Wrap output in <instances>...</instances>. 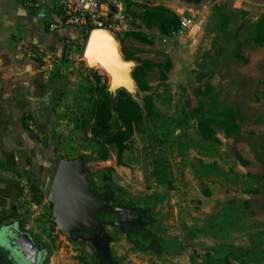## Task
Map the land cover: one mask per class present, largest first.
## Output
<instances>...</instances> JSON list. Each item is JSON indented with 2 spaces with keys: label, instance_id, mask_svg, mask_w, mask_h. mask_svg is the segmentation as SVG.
Returning a JSON list of instances; mask_svg holds the SVG:
<instances>
[{
  "label": "rangeland",
  "instance_id": "374dc122",
  "mask_svg": "<svg viewBox=\"0 0 264 264\" xmlns=\"http://www.w3.org/2000/svg\"><path fill=\"white\" fill-rule=\"evenodd\" d=\"M201 1H209L212 11L196 37L169 39L144 20L148 9L176 14ZM127 13V33L147 40L112 37L131 56L123 59L133 83L115 87L109 73L90 66L78 48L76 56L44 63L42 74L49 73L50 81H70L63 84L48 132H40L30 116L27 129L52 140L54 165L80 161L91 194L107 207L122 208L100 215L105 222L102 217L116 214L100 227L119 264H264V215L247 206L250 198H264V47L250 43L264 21V0L240 7L233 0H127ZM120 103L136 120L118 159L116 146L94 131L105 121L109 134L124 129L115 111ZM12 210L49 250L46 264H97L89 240L60 231L48 191L40 204ZM145 215V228L165 242L161 255L140 249L111 224L117 219L124 227Z\"/></svg>",
  "mask_w": 264,
  "mask_h": 264
},
{
  "label": "crops",
  "instance_id": "0c3cea01",
  "mask_svg": "<svg viewBox=\"0 0 264 264\" xmlns=\"http://www.w3.org/2000/svg\"><path fill=\"white\" fill-rule=\"evenodd\" d=\"M41 1L0 0V213L4 205L21 202L16 184L23 169L37 172L47 166L52 140L29 131L25 117L30 116L45 135L55 119L63 84L70 78L50 81L49 73L42 74L44 63L51 66L76 56L78 48L84 55L89 38L76 28L49 30L47 24L57 13L40 6ZM71 34L79 40L67 41Z\"/></svg>",
  "mask_w": 264,
  "mask_h": 264
},
{
  "label": "water",
  "instance_id": "95a60500",
  "mask_svg": "<svg viewBox=\"0 0 264 264\" xmlns=\"http://www.w3.org/2000/svg\"><path fill=\"white\" fill-rule=\"evenodd\" d=\"M94 33L102 36L104 48L101 53L92 49L91 55L92 58L98 55L104 57V65L99 61L93 62L88 56L89 41ZM112 37L114 36L105 30L91 31L84 55L90 66L97 65V63L103 65V68L111 76L115 87L131 85L133 82L130 76V63L124 61L118 41L114 43ZM81 172L82 163L80 161L60 159L48 192V200L53 205V217L60 231L68 237H82L89 240L95 247V240L104 232L100 225L106 224L101 221L100 215L115 213L121 211L122 208L107 207L91 194L89 182L80 176ZM127 210L131 211V209ZM111 224L123 229V225L117 219H114ZM109 241L110 238L106 244L109 245ZM14 244L22 255L34 260L36 251L28 233L17 231Z\"/></svg>",
  "mask_w": 264,
  "mask_h": 264
},
{
  "label": "built area",
  "instance_id": "2783aa9c",
  "mask_svg": "<svg viewBox=\"0 0 264 264\" xmlns=\"http://www.w3.org/2000/svg\"><path fill=\"white\" fill-rule=\"evenodd\" d=\"M237 7L251 0H233ZM50 6L56 20L47 24L49 30L76 28L83 37L91 31L105 30L113 36L130 31L127 0H42L40 6ZM37 7L39 4L36 5ZM212 11L209 1L192 3L178 10V26L166 36L174 40H186L200 35Z\"/></svg>",
  "mask_w": 264,
  "mask_h": 264
},
{
  "label": "trees",
  "instance_id": "16d2710c",
  "mask_svg": "<svg viewBox=\"0 0 264 264\" xmlns=\"http://www.w3.org/2000/svg\"><path fill=\"white\" fill-rule=\"evenodd\" d=\"M234 12L242 13L239 9L234 10ZM144 20L148 23L154 24L163 36H167L170 30L178 26V17L176 14L163 7L148 9L144 12ZM125 35L138 41H147L144 36L137 32H129ZM250 43L253 47H264V21L262 18L257 23L255 36L250 39ZM121 52L125 60H131V56L123 47L121 48ZM239 59L244 63L247 62L246 58L243 56H240ZM132 76L139 87H142L141 79L137 70L133 72ZM127 110L128 109L124 103H120L115 109L119 115V119L123 123L124 129H119L116 133L109 134L108 121H105L94 131L96 136L104 137L106 143L116 146L118 150V159H120L122 153L126 149L125 143L130 137L132 122L136 120L134 113L132 114ZM247 206L255 215H264V198H250L247 200ZM146 216L147 215H145L144 218H137L133 223H128L123 227V232L127 235L128 240L140 249L152 252L155 255H161L166 249L165 242L163 239L145 228L148 221ZM108 240L109 237L105 232H102L100 237L95 240L97 264H119L112 256L109 245L106 244Z\"/></svg>",
  "mask_w": 264,
  "mask_h": 264
},
{
  "label": "flooded vegetation",
  "instance_id": "af4514ba",
  "mask_svg": "<svg viewBox=\"0 0 264 264\" xmlns=\"http://www.w3.org/2000/svg\"><path fill=\"white\" fill-rule=\"evenodd\" d=\"M54 156L55 149L52 146V143L49 142L47 166L39 167L37 172L35 169L31 171L27 168L23 169L22 173L18 177V180L24 184L20 185L18 181L16 184L21 201L19 203L20 205L18 204L19 207H29L31 204L38 205L41 203V200L44 198L47 191L49 192L57 166V163L54 165ZM28 199H30V202H28ZM14 205L16 204H11L9 206L4 205L0 213V264H46L49 258V250L46 247H40L32 234L21 226V218L12 213V206ZM115 215L116 214H113L110 217H102V220L110 222ZM123 216L124 214L120 215V217ZM133 216H135L134 212L125 213V217L127 218ZM137 218L141 217L137 216ZM136 219L127 220L124 227L128 223L135 222ZM17 231L29 234L33 242V248L36 251L34 260L22 255L15 246L14 239Z\"/></svg>",
  "mask_w": 264,
  "mask_h": 264
},
{
  "label": "bare ground",
  "instance_id": "6f19581e",
  "mask_svg": "<svg viewBox=\"0 0 264 264\" xmlns=\"http://www.w3.org/2000/svg\"><path fill=\"white\" fill-rule=\"evenodd\" d=\"M103 43H102V36L98 33H94L91 38H90V41H89V53H88V56H90V59L93 61V62H101V64H105L104 62V57H101V56H97L95 58H92V55H91V51L92 49H96L98 52H103ZM103 54V53H102ZM105 57H106V54H104ZM110 58V56H108ZM98 65L102 66L101 64L97 63Z\"/></svg>",
  "mask_w": 264,
  "mask_h": 264
}]
</instances>
